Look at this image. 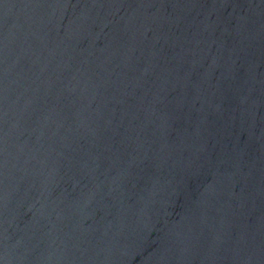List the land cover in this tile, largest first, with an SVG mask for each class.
Returning <instances> with one entry per match:
<instances>
[{
    "label": "water",
    "instance_id": "95a60500",
    "mask_svg": "<svg viewBox=\"0 0 264 264\" xmlns=\"http://www.w3.org/2000/svg\"><path fill=\"white\" fill-rule=\"evenodd\" d=\"M0 264H264V0H0Z\"/></svg>",
    "mask_w": 264,
    "mask_h": 264
}]
</instances>
